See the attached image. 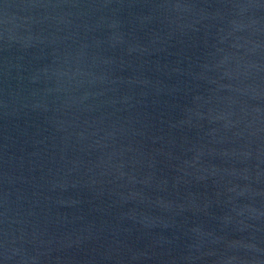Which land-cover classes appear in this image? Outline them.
Returning a JSON list of instances; mask_svg holds the SVG:
<instances>
[{
	"label": "water",
	"instance_id": "95a60500",
	"mask_svg": "<svg viewBox=\"0 0 264 264\" xmlns=\"http://www.w3.org/2000/svg\"><path fill=\"white\" fill-rule=\"evenodd\" d=\"M0 264H264V0H0Z\"/></svg>",
	"mask_w": 264,
	"mask_h": 264
}]
</instances>
